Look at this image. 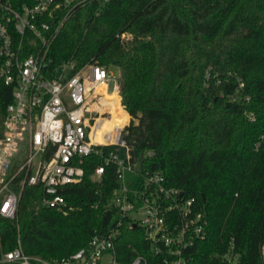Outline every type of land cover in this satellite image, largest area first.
I'll list each match as a JSON object with an SVG mask.
<instances>
[{
    "label": "trees",
    "instance_id": "1",
    "mask_svg": "<svg viewBox=\"0 0 264 264\" xmlns=\"http://www.w3.org/2000/svg\"><path fill=\"white\" fill-rule=\"evenodd\" d=\"M11 1L18 8L35 2ZM66 12L60 8L51 20L54 64L74 60L120 71L129 113L118 96L114 109L131 116L122 138L142 168L128 183L160 171L167 186L207 215L203 236L184 248L188 264H224L228 253L239 264H263L264 0H87L67 18ZM101 163L95 154L85 158L83 180L61 190L62 208L45 203L42 186H27L18 217L0 216V257L19 236L27 254L69 256L122 220L119 261L142 255L147 264H173L176 255L163 244L156 253L114 202L116 166L93 179Z\"/></svg>",
    "mask_w": 264,
    "mask_h": 264
},
{
    "label": "built area",
    "instance_id": "2",
    "mask_svg": "<svg viewBox=\"0 0 264 264\" xmlns=\"http://www.w3.org/2000/svg\"><path fill=\"white\" fill-rule=\"evenodd\" d=\"M86 1L35 0L18 8L11 0H0V216L18 217L27 186H42L48 206H67L62 188L83 180L85 158L95 154L104 163L95 167L93 179L100 181L107 165L116 166L120 187L113 200L123 215L143 228L156 253L163 244L176 255L173 264H188L184 248L205 233V211L195 210L194 199H185L179 188L167 186L160 171L141 175L133 186L128 183L129 175H140L142 168L122 138L125 129L104 134L108 138L116 133L112 140L96 139L98 119L112 117L110 109L95 105L97 91L104 85L108 96L119 95V78L92 62L78 66L67 60L56 65L50 54L51 20L56 12L63 8L67 18ZM105 146L117 148L107 151ZM172 211L179 221L170 217ZM123 225L119 221L106 234L95 235L87 245L57 259L27 254L19 236L18 244L0 257V264H127L116 254ZM238 260L237 254L228 253L224 264H239ZM262 261L264 264V245ZM129 264H147V259L140 255Z\"/></svg>",
    "mask_w": 264,
    "mask_h": 264
},
{
    "label": "rangeland",
    "instance_id": "3",
    "mask_svg": "<svg viewBox=\"0 0 264 264\" xmlns=\"http://www.w3.org/2000/svg\"><path fill=\"white\" fill-rule=\"evenodd\" d=\"M130 37V33H124L122 38L123 40H127L129 39ZM110 70L112 72H114L118 78H120V71L118 68H110ZM110 91L113 90V83H111L110 85ZM119 97V103L120 105L123 107L122 105V96H121V93L118 95ZM115 101V100H114ZM112 101L110 103H107V102H102L100 103V105H104V110L105 109H110L111 113H112V117L111 118H104V117H101L100 118V121H99V124H100V128H103L104 131L106 132H110L109 130H111L112 132H116L119 128H123L126 129V127L131 123V116L129 115H126L125 113H122V115H118V113L113 109V106L115 104V102ZM99 105V106H100ZM124 108V107H123ZM125 109V108H124ZM126 110V109H125ZM127 111V110H126ZM128 112V111H127ZM129 113V112H128ZM117 133V132H116ZM115 133V137H116V134ZM119 133V132H118ZM123 133V131H122ZM121 133V134H122Z\"/></svg>",
    "mask_w": 264,
    "mask_h": 264
},
{
    "label": "bare ground",
    "instance_id": "4",
    "mask_svg": "<svg viewBox=\"0 0 264 264\" xmlns=\"http://www.w3.org/2000/svg\"><path fill=\"white\" fill-rule=\"evenodd\" d=\"M117 96H118L117 94H114L112 96H108L106 94V92H105V86L102 85V86L99 87V89L97 91V98L99 100H97V102H96L95 105H100V103H102V102L110 103V102L116 100ZM113 109H114V106H113ZM118 115H119V113H118ZM100 118L98 119L97 124H96V126L94 128V133H95V135L97 137L96 139L99 140V141H101V142L112 140L115 137V133L113 135H111L110 137H108V138L104 137V134L105 133H108V132L104 131L103 128H100V124H99Z\"/></svg>",
    "mask_w": 264,
    "mask_h": 264
},
{
    "label": "water",
    "instance_id": "5",
    "mask_svg": "<svg viewBox=\"0 0 264 264\" xmlns=\"http://www.w3.org/2000/svg\"><path fill=\"white\" fill-rule=\"evenodd\" d=\"M182 194H183V192H182Z\"/></svg>",
    "mask_w": 264,
    "mask_h": 264
}]
</instances>
